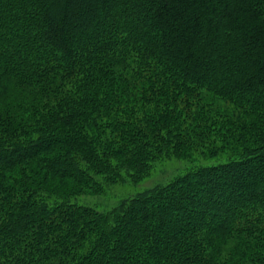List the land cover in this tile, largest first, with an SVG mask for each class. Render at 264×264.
I'll list each match as a JSON object with an SVG mask.
<instances>
[{
	"label": "trees",
	"instance_id": "16d2710c",
	"mask_svg": "<svg viewBox=\"0 0 264 264\" xmlns=\"http://www.w3.org/2000/svg\"><path fill=\"white\" fill-rule=\"evenodd\" d=\"M0 264H264V0H0Z\"/></svg>",
	"mask_w": 264,
	"mask_h": 264
},
{
	"label": "rangeland",
	"instance_id": "374dc122",
	"mask_svg": "<svg viewBox=\"0 0 264 264\" xmlns=\"http://www.w3.org/2000/svg\"><path fill=\"white\" fill-rule=\"evenodd\" d=\"M215 159L201 160L197 164L200 165H213L215 164ZM187 165L183 161L171 160L165 163H161L155 168L151 173L150 177L138 185H126V186H117L111 188L107 193L101 195L100 197H79L78 204H84L91 207H94L98 210L105 211L113 206L117 200L120 198L135 195L139 192L144 191L147 188L153 187L154 185H160L166 183L170 178L176 175L182 168L186 169ZM183 171V172H184Z\"/></svg>",
	"mask_w": 264,
	"mask_h": 264
}]
</instances>
